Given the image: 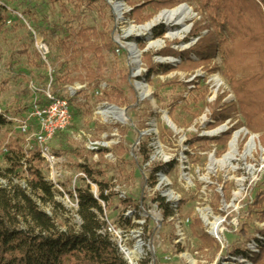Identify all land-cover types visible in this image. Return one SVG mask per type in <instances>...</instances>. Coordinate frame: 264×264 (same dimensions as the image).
Returning <instances> with one entry per match:
<instances>
[{
    "label": "rangeland",
    "instance_id": "1",
    "mask_svg": "<svg viewBox=\"0 0 264 264\" xmlns=\"http://www.w3.org/2000/svg\"><path fill=\"white\" fill-rule=\"evenodd\" d=\"M118 4L124 6L123 16H119L117 12ZM0 5L6 7L7 12V15L4 13L7 19L5 27L0 31V112L3 114L24 116L34 103L41 102L46 79L50 78V69L54 72L57 65L63 62L64 52L59 47L49 45L40 33H36V39L34 37L32 40L30 33L35 28L46 30L47 26L56 25L63 30L61 39H69L80 30L95 29L108 34L116 48L122 49L128 55V47L132 43L136 44L140 52L138 77L130 57L126 59L123 53L117 54L116 49L114 54L105 53L107 82L98 89L87 88L71 101L72 126L67 133L58 135L51 145L58 161L55 167L59 175L57 181L64 194L71 197L72 183L81 173L79 166L93 170V181H90L93 185L101 189L106 184L105 190L119 188L118 192L126 197V200H120L118 196L111 197L106 209L110 222L120 225L129 208L135 210L142 205L149 209L157 206L162 210L158 200H163L164 193H174L180 201L181 219L189 220L193 224L196 220H201L200 211H205L210 215L211 223L219 222L228 243L227 248L218 256H214L213 252H201L197 235L201 231L209 233L210 228L204 223L203 228L196 231L190 227L188 234L192 245L194 244V251H200L198 258H195L197 264H252L243 256H236L235 252H249L255 256L260 251L256 240L264 243L263 237L258 233L264 231V216L262 210L257 207L253 209L252 206L257 194L264 189V156L259 149L246 154V147L252 136L258 139L260 147L264 149L260 136L252 135L245 128L233 131L231 142L236 133L244 131L239 140L235 161L224 167L213 168L212 162L223 160L230 146L229 144L223 150L214 140L232 132L239 124L243 126L244 119L237 98L224 78L222 59L217 52L210 63L202 65L194 72L182 69L181 55L213 34V30L209 28L208 17L197 12L194 4L161 11L143 26L150 24L163 12L184 6L193 11L195 18L186 22L188 34L183 41L168 42L159 51L153 52L148 50L147 39H163L170 30L175 29L162 25L155 28L145 39H124V34L131 27H141L127 20L125 15H129L133 9L143 7L142 0H98L95 4L90 0H61L55 5L43 0H0ZM262 10L264 12V8ZM151 14L153 13L148 7L142 12L141 18ZM196 30L199 32L195 37ZM37 43L49 46L48 65L39 58ZM167 50L180 57L163 56ZM161 54L162 58L159 57ZM143 55L151 56L155 67H171L174 71L168 75L157 74L148 79ZM191 57L194 61H199L195 56ZM162 60H172L174 64L162 63ZM76 69L74 65L69 68L72 78L78 76ZM127 75L129 84L125 85L123 79ZM51 84L50 80L49 86ZM138 85L147 89L144 98L140 95ZM129 86L135 88L138 103L134 101ZM66 88L60 83L55 92L62 97H68ZM116 88L126 95L127 105L122 109L128 120L126 126L113 125L110 120L100 115V109L105 104L110 105L107 103L106 94L112 95ZM171 112L174 113L173 119L169 117ZM214 112H229L231 117L225 124L212 130L210 127L215 125V118L212 116ZM166 117L176 132L170 128ZM222 128H225L223 133L212 136ZM81 133L86 138L80 139ZM115 135L117 137L113 138ZM88 138L95 142L107 139V142L119 143L110 150L115 161L106 162L100 156L99 161L94 162L84 149ZM203 139H208V142L198 141ZM16 140L21 142L27 158L30 159L31 152L25 144V138L13 126H9L0 131V171L7 169L5 156L2 155L5 147ZM256 145L259 148L257 141ZM131 151L134 152L135 159L130 157ZM45 166L44 178L47 181L50 171L46 164ZM81 179L78 178L76 188L81 184ZM24 180L22 172L18 177L4 179L0 186L11 191H24L37 204L39 210L53 220L57 231L78 230L80 219L66 204L61 193L54 191L56 206L44 205L24 186ZM18 193L16 191L12 196L15 204L20 202L16 198ZM216 196L220 197V204L217 203ZM16 227L18 230L38 233L36 226L22 217L18 219ZM171 230V225L167 226L164 237L160 236V239L151 242V251L157 255L156 264H167L165 259L175 260L174 257L187 254L185 249L173 247L174 237ZM194 251L190 250L189 254ZM227 252L229 253L226 256ZM173 262L170 264H186L177 259ZM261 264H264V259Z\"/></svg>",
    "mask_w": 264,
    "mask_h": 264
},
{
    "label": "trees",
    "instance_id": "2",
    "mask_svg": "<svg viewBox=\"0 0 264 264\" xmlns=\"http://www.w3.org/2000/svg\"><path fill=\"white\" fill-rule=\"evenodd\" d=\"M43 1L55 5L61 0ZM90 2L95 4L98 0H90ZM142 2H144L143 7L133 9L129 15H125L127 20L141 27L161 11L171 10L184 4H194L197 12L208 17L209 28L213 30V34L181 55L182 69L194 72L202 65L210 63L214 53L217 52L222 59L224 78L237 98L244 125L235 126L232 132H228L214 142L221 149L226 150L233 131L245 128L252 135L260 136V143L264 148V12L262 10L264 0H142ZM148 7L153 14L141 18L142 12ZM4 13L7 15L6 7L0 5V31L5 27L7 20ZM39 29L41 28L32 31L35 35L40 33L49 45L59 47L64 52L63 62L57 65L52 77L46 79L45 91L49 87L50 80L54 94L60 83L65 87L80 84L98 89L101 84L107 82V62L104 54H114L116 49L108 34L95 29H85L73 34L69 39H61L63 30L56 25L47 26L46 30L39 31ZM198 32L195 31V37ZM33 33H30L32 40H34ZM123 56L127 59V53L123 52ZM163 56L180 57L170 50H167ZM191 56H195L199 61H194ZM159 57L162 58V54ZM143 60H145L148 79L157 74L168 75L174 71L171 67H155L149 55H143ZM72 65L77 68V78H72V73L69 71ZM128 79L129 75L123 79L125 85L129 84ZM129 89L134 101L138 103L135 88L129 86ZM125 96L123 91L116 88L112 95L106 94L107 103L123 109L127 105ZM38 104L42 105L43 101ZM212 116L215 118V125L210 129L213 130L229 121L231 113L214 112ZM169 117L173 119L174 113L171 112ZM8 126V122L0 115V131ZM198 141L208 142V139ZM2 155L5 156L7 169L0 171V183L10 176L18 177L22 172L25 179V175L28 174L29 179H25L24 182L31 193L44 205L56 206L55 190L44 178L46 166L37 150L31 153L29 159L21 142L16 140L5 147ZM133 166L135 167L136 164ZM79 169L90 181H93V170L82 166H79ZM102 186L101 198L108 201L103 195L107 185ZM16 191L19 192L16 197L20 200L19 204H15L12 198ZM76 193L79 200L76 214L81 224L78 230L59 232L53 220L41 212L24 191L20 189L11 191L0 186V264H125L109 239L100 235L103 227L101 222L103 210L84 179H81ZM216 197L217 203L220 204V197ZM158 201L162 204L161 200ZM252 206L253 209L257 207L262 210L264 216V189L257 194ZM20 217L30 220L38 229V233L18 230L16 223ZM201 228V222L195 221L192 229L196 231ZM258 233L264 239V231ZM197 240L201 252L207 250L213 252L214 256L220 254V246L202 231L197 235ZM256 242L260 250L259 254L253 256L249 252L237 251L236 256L241 255L252 264H261L264 259V243L258 240Z\"/></svg>",
    "mask_w": 264,
    "mask_h": 264
},
{
    "label": "built area",
    "instance_id": "3",
    "mask_svg": "<svg viewBox=\"0 0 264 264\" xmlns=\"http://www.w3.org/2000/svg\"><path fill=\"white\" fill-rule=\"evenodd\" d=\"M8 10V9H7ZM12 12V11H11ZM18 18L23 21V18L16 14ZM19 19V20H20ZM33 33V31H31ZM35 39L36 35L33 33ZM114 44V43H113ZM37 53L40 59L44 64L48 65L47 59L50 55L49 49L46 45L36 44ZM122 49L116 48V53H123ZM127 57L129 59L130 53ZM54 72L50 69V78ZM52 81V80H51ZM52 85V84H51ZM51 85L44 93L43 104L39 105L34 103L24 114V116H9L0 112L5 120L8 122L10 127H14L18 131L19 135L25 138V144L32 153L37 150L39 152L40 158L45 162L50 171L49 180L47 182L53 187L55 191H58L63 195L64 201L69 206V208L77 213L79 207L78 195L76 193V184L78 178H82L86 181L88 186L91 188V193L94 199L98 202L100 207L103 210V215L101 218L102 230L100 235L109 239V241L116 248L118 254L124 260L125 264H156L157 255L151 251V242L160 239V236H163L165 228L171 225V233L174 237L173 247L175 249L183 250L185 249L187 254L174 257L173 259H165V263L170 264L174 263L173 261L185 262L186 264H197L196 259L199 256L200 251H194V244L189 238L188 229L193 227L191 221L183 220L179 215V200H177L174 193H164L162 196V210L160 207L154 206V208L149 209L145 206L140 205L137 209L133 210L129 208L123 219L121 220L120 225L113 224L110 222L107 215L106 209L109 204V199L113 196H118L120 200H126V197L123 193L115 190L107 189L103 192L105 198L108 201H104L101 198L100 189L97 186L93 185L90 180L86 177L84 173H80L79 176L72 183V195L68 197L64 194L61 186L58 184L59 175L56 171V165L58 163L56 156L53 154L51 145L59 134L67 133L72 126V112L70 103L71 101L78 96L82 91L87 90V85H74L66 88V94L68 97L60 96L51 92ZM103 90V89H102ZM122 111L115 106H110L105 104L100 109V115L104 113L106 120H110L113 125L126 126L128 123L127 118L126 122H123L119 119L118 112ZM102 112V113H101ZM169 125V124H168ZM8 126V127H9ZM170 126H173L172 124ZM79 136L80 139L86 138V135L81 133ZM117 136H113L116 138ZM254 138L256 140H254ZM253 141V144L260 152H264V149L260 147L259 141L256 137H251L249 140ZM256 141L259 145V148L256 145ZM249 144V143H248ZM119 143L115 141L107 142V139H102L99 142H95L88 138L85 143V151L87 154L91 155L94 162L99 161V158H103L106 162L115 161L111 149L113 146H118ZM33 146V147H32ZM248 146V145H247ZM247 148V147H246ZM255 152V151H254ZM253 152V153H254ZM130 157L135 159L136 156L133 151L130 152ZM167 163V162H166ZM85 167V166H83ZM25 179H29V175H25ZM2 183V182H1ZM24 186L27 188L26 182H23ZM165 201V202H164ZM200 221L203 228L204 225L210 230L209 233H204L213 239L221 249L224 251L228 243L222 233L219 237H213L211 235V222L210 215L205 211H200ZM78 218V216L76 215ZM79 219V218H78ZM149 225V230H148ZM221 227V225H220ZM222 232V231H221ZM190 250H193V254H189ZM199 252V253H198ZM208 253V251H204ZM196 258V259H195Z\"/></svg>",
    "mask_w": 264,
    "mask_h": 264
},
{
    "label": "bare ground",
    "instance_id": "4",
    "mask_svg": "<svg viewBox=\"0 0 264 264\" xmlns=\"http://www.w3.org/2000/svg\"><path fill=\"white\" fill-rule=\"evenodd\" d=\"M108 1H112V0H108ZM116 8H117V12L119 16H123L124 6L121 4H118ZM194 18H195V15L193 11L190 8L185 7V6L180 7L174 11L163 12L157 18H155L150 24H147L146 26L131 27L128 30V32L124 34V39H130V38H134L135 40L145 39L153 32L155 28H157L158 26H162V25L170 29H175V31L170 30L169 33L163 39L156 40V41L147 39L148 50L156 52V51H159L161 48H163L168 42L183 41L185 38V35L188 34V28L186 26V22L192 21ZM128 49H129L130 58L132 60V63L137 71L136 77H138L139 76L138 69L140 67V61H139L140 52L137 49L135 43L130 44ZM162 63L172 64V65L174 64L172 60H162ZM138 90L142 98H144L146 95L147 89L143 85H138ZM101 115L104 116V113H102ZM118 116L121 121L126 122L125 120L126 116L123 110L118 112ZM170 128L176 132L173 126H170ZM224 131H225V128H222L218 130L217 132L213 133L212 136L220 135ZM243 134H244V131H241L235 134L232 142L230 143L227 155L221 161H213L212 162L213 168L217 166L224 167L235 161V158L238 154L239 140ZM254 140L256 139L254 138ZM254 151H256V148L253 144V141H250L246 148V154L248 155L249 153H252ZM261 153L264 156V152L261 151ZM221 234L222 232H221V227H220L219 222L212 223L211 224V235L213 237H219Z\"/></svg>",
    "mask_w": 264,
    "mask_h": 264
},
{
    "label": "water",
    "instance_id": "5",
    "mask_svg": "<svg viewBox=\"0 0 264 264\" xmlns=\"http://www.w3.org/2000/svg\"><path fill=\"white\" fill-rule=\"evenodd\" d=\"M165 120H166V122H167L169 125H171V122L169 121V118H168V117H166Z\"/></svg>",
    "mask_w": 264,
    "mask_h": 264
}]
</instances>
